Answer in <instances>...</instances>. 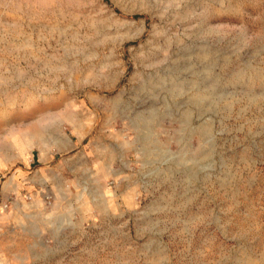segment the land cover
I'll list each match as a JSON object with an SVG mask.
<instances>
[{
    "label": "rangeland",
    "instance_id": "obj_1",
    "mask_svg": "<svg viewBox=\"0 0 264 264\" xmlns=\"http://www.w3.org/2000/svg\"><path fill=\"white\" fill-rule=\"evenodd\" d=\"M0 264H264V0H0Z\"/></svg>",
    "mask_w": 264,
    "mask_h": 264
},
{
    "label": "bare ground",
    "instance_id": "obj_2",
    "mask_svg": "<svg viewBox=\"0 0 264 264\" xmlns=\"http://www.w3.org/2000/svg\"><path fill=\"white\" fill-rule=\"evenodd\" d=\"M63 137H64L65 140H69V137L67 135H63Z\"/></svg>",
    "mask_w": 264,
    "mask_h": 264
}]
</instances>
